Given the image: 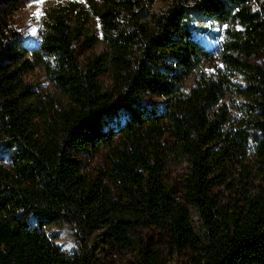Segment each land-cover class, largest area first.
<instances>
[{"label": "trees", "instance_id": "obj_1", "mask_svg": "<svg viewBox=\"0 0 264 264\" xmlns=\"http://www.w3.org/2000/svg\"><path fill=\"white\" fill-rule=\"evenodd\" d=\"M154 2H67L28 47L24 0H0V264H118L99 246L128 264H264V0ZM195 21L221 28L216 49ZM47 225L70 228L71 253Z\"/></svg>", "mask_w": 264, "mask_h": 264}, {"label": "rangeland", "instance_id": "obj_2", "mask_svg": "<svg viewBox=\"0 0 264 264\" xmlns=\"http://www.w3.org/2000/svg\"><path fill=\"white\" fill-rule=\"evenodd\" d=\"M76 2L80 4L85 10L88 9L87 0H24L22 6L18 11L12 16V25L17 30L20 38H22L23 43L28 47L36 46L39 41V36L43 30L42 21L45 19L46 14L49 10L65 5L67 2ZM169 0H155L151 5L150 10L152 12L162 11L166 3ZM209 24V25H208ZM195 28H206L210 27V31L207 33H201L199 31L194 32L195 38L201 43V45L207 50H214L217 48L220 37L219 33L221 28L217 24H211L206 22H193ZM86 27L99 37V27L97 21L90 17L86 23ZM100 50V45H97L93 51H87L85 53L79 54V59L81 61L89 55L91 52L97 53ZM206 70H210V66H205ZM102 83H106L105 78L101 79ZM192 84V81L189 80V85ZM158 103H161V100H157ZM123 115H117L108 120L110 126H115L116 123H121L123 121ZM11 152L5 150L0 145V164H7L10 158ZM82 167L85 172H95L97 168L104 167V161L102 154H92V155H79ZM184 165L172 163L166 170V179L169 183L176 186L179 185L182 174L184 173ZM180 198V194L177 196ZM42 231L49 237V239L59 248L60 251L64 253H71L74 247V240L71 234V230L68 226L62 225H47L42 228ZM157 239H163L162 234H152ZM95 238L91 237L90 242H94ZM98 254L101 255L104 260H108L118 264H128L131 260L129 253L120 252L115 253L114 251H109L106 248L99 246ZM187 263V254L183 253L172 259V264H186Z\"/></svg>", "mask_w": 264, "mask_h": 264}]
</instances>
